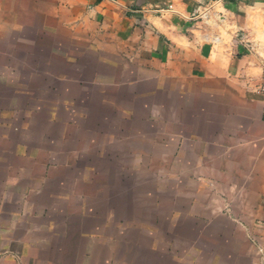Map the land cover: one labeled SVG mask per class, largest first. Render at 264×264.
Returning <instances> with one entry per match:
<instances>
[{"label": "crops", "instance_id": "0c3cea01", "mask_svg": "<svg viewBox=\"0 0 264 264\" xmlns=\"http://www.w3.org/2000/svg\"><path fill=\"white\" fill-rule=\"evenodd\" d=\"M0 33L51 49L0 71L43 129L0 171V264H264V0H0Z\"/></svg>", "mask_w": 264, "mask_h": 264}, {"label": "rangeland", "instance_id": "374dc122", "mask_svg": "<svg viewBox=\"0 0 264 264\" xmlns=\"http://www.w3.org/2000/svg\"><path fill=\"white\" fill-rule=\"evenodd\" d=\"M29 35V33H24ZM21 33H7V36L5 33H0V71L4 70V67L6 66V62L8 63L7 66L9 70H13V72H21V67H23L24 71H27L29 73H33L38 70V65L36 62L37 59H41L43 57H48V53L51 49H48V47H38V43L34 42L33 43H21V41L17 40ZM9 41H13L14 43L12 44L13 46L6 47L5 45L9 43ZM83 49V48H82ZM83 54V53H82ZM85 55V54H84ZM25 57L24 64L20 62L21 58ZM33 60V62H32ZM46 64H45V70L46 71H52L53 66L50 68V64L48 63V59L46 58ZM81 66L85 67L83 63H79L77 67L72 66L68 70L69 72L66 73L68 75H73L74 71L81 72ZM71 72V73H70ZM65 74L63 69H61V72ZM49 75H46V80L44 87L46 86V89L53 87V81L47 80ZM41 81L39 80H30L29 81V88L35 89L39 88V86H42ZM13 87L15 89L21 88V82L16 81L14 77V81H12ZM26 86V82L24 81V87ZM51 92H48L49 94ZM46 101L48 100L49 102L52 103V99H54V96L51 95H46ZM31 101L37 103L39 98L38 97H32L31 96ZM20 101V99L16 100L15 102ZM25 101L29 103V99L26 97ZM43 107V106H41ZM44 108V107H43ZM17 110V109H15ZM42 113V111H41ZM41 116H46V115H51L50 117L52 118V113L48 112V114H41ZM31 115V113H30ZM9 115L6 118L5 112L0 110V137H8L11 140H14L15 143L14 145H8L6 142H3L0 140V171H4L6 167H9L11 165V168L13 171H37L39 169L38 166V161L39 159H42L39 156L40 152L37 151L35 148V144L31 142V139H35L36 135L41 134L42 130L39 131L38 128H29V125H27L24 122L21 125V121L19 123V118L18 116L14 115L13 121H10ZM19 123V124H18ZM25 124V125H24ZM21 125L22 128L18 129V126ZM2 137V138H3ZM5 152H7V159H5ZM11 153V154H10ZM15 154V155H14ZM20 156L23 155L20 159L16 158L15 156ZM45 154V152H44ZM14 156V157H13ZM42 169V165H41ZM43 171V170H39Z\"/></svg>", "mask_w": 264, "mask_h": 264}, {"label": "built area", "instance_id": "2783aa9c", "mask_svg": "<svg viewBox=\"0 0 264 264\" xmlns=\"http://www.w3.org/2000/svg\"><path fill=\"white\" fill-rule=\"evenodd\" d=\"M257 93L263 97V111H264V77L257 87Z\"/></svg>", "mask_w": 264, "mask_h": 264}]
</instances>
